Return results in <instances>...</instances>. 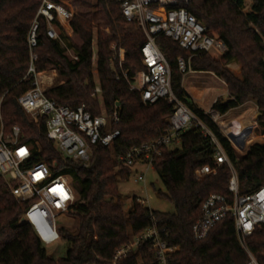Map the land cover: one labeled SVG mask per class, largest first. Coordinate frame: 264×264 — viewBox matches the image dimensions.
Listing matches in <instances>:
<instances>
[{
	"label": "trees",
	"instance_id": "1",
	"mask_svg": "<svg viewBox=\"0 0 264 264\" xmlns=\"http://www.w3.org/2000/svg\"><path fill=\"white\" fill-rule=\"evenodd\" d=\"M40 1L0 0V131L8 134L13 126H18L19 141L33 147L30 163L44 161L50 165L56 162L52 171L71 177L78 198L68 212L77 218L78 228L75 233L59 228L68 247L63 257L52 258L29 225L19 222L27 202H18L0 177V264L103 263L131 234L151 225L150 212L158 227L168 232L167 241L176 246L171 264H246V251L238 241L230 217L217 222L203 239H194L191 234V225L199 217L207 197L219 194L228 201L232 198L228 190L231 171L226 163L202 179L193 176L196 168L204 164L213 166L215 154L214 144L196 127L181 134L179 148H165L153 161V169L165 188L164 196L174 204L175 211L155 212L136 202V197L132 198L128 211L123 209L118 179L126 180L130 167L119 164L116 156L132 146L154 140L168 129L167 120L173 106L165 99L144 104L139 91L129 90L122 78L115 79L122 71L132 78L143 69L140 48L146 40L140 28L124 19L116 0H95V5L103 12L109 34L99 28L94 32L88 18L73 15L71 28L81 43L70 42L69 46L77 59H69L59 43L47 37L42 18L34 48L35 70L55 69L64 78L44 90L46 97L73 107L84 105L92 115L102 112L110 115L117 109L119 121L112 122L110 129H118L119 136L112 147L93 145L90 162L82 167L78 161L61 156L46 137L45 118L37 123L29 119L17 98L31 88L34 79L33 75L25 76L29 64L27 33ZM243 2L187 0L180 6L192 13L226 47L219 57L200 52L190 58L192 70L212 72L226 87L228 99L217 98L213 108L222 115L252 100L259 113L255 129L264 132V0H252L247 12L242 11ZM94 40L96 77L92 69ZM155 42L169 64L172 92L216 136L236 172L239 193H247L264 184V142L253 143L243 155H237L217 124L182 86L177 58L187 59L192 53L163 35H158ZM112 43L124 50L121 69L117 61H111ZM233 61L240 65L239 74L226 66ZM96 85L99 93L94 91ZM246 245L259 264H264V224L255 225ZM150 259L147 247L141 246L119 264H149Z\"/></svg>",
	"mask_w": 264,
	"mask_h": 264
},
{
	"label": "built area",
	"instance_id": "2",
	"mask_svg": "<svg viewBox=\"0 0 264 264\" xmlns=\"http://www.w3.org/2000/svg\"><path fill=\"white\" fill-rule=\"evenodd\" d=\"M116 1L119 3L124 19L140 28L146 40L140 48L143 69L136 72L132 78L122 71L121 76L115 75V79L122 78L128 84L129 90L139 91L144 104H153L159 99H165L173 106L172 113L167 120L169 128L154 140L132 146L124 153L117 155V162L126 167L144 163L147 165L146 170L153 168V161L162 154L165 148L180 145V137L184 131L191 127L198 128L202 135L208 137L214 144L215 154L213 166L204 164L193 171V176L196 179H202L221 164L226 163L231 171L228 190L232 198L228 201L225 196L219 194H211L207 197L201 206L199 217L191 225V234L194 239H203L217 222L230 217L233 220L238 241L246 251V264H259L248 249L246 239L256 224H264V184L247 193H239L236 172L216 136L172 92L170 67L157 46L155 38L158 35L166 36L182 49L192 53L187 59L182 56L177 58L182 81L188 74L198 72L190 67L192 55L200 52L221 55L226 50L225 44L211 35L206 26L185 7L180 6V3H185L187 0ZM250 3V0H244L243 12L249 10ZM74 14L75 12L65 0L40 1L27 33L29 64L25 76L33 75L34 79L31 88L22 93L17 101L32 122L37 123L41 118H45L46 137L54 143L61 156L78 161L82 167H87L93 145L112 147L118 138L119 130L110 129L112 122L119 121L117 109H114L110 115L104 112L92 115L84 105L73 107L58 103L45 96V89L38 77L41 72L35 70L37 55L34 48L37 45L40 18L44 20L47 37L57 41L62 49L70 52L67 39L73 35L70 23ZM110 50L112 51L111 61H117V66L121 69L124 59L123 48L112 43ZM71 56L77 59L74 53ZM94 91L100 92L98 85L95 86ZM215 100L210 103L204 113L217 124L220 133L227 138L233 149L241 152L244 144L242 148L234 145L228 134H241L250 128V132L242 136L245 143L247 135L252 133L254 126L252 123L243 127L235 126L234 123H221L219 120L224 114H219L213 108ZM19 135L18 126H13L8 134L0 131V177L6 181L7 190L18 202H27L19 222L28 224L44 247L50 246L61 240L58 221L77 200L76 193L66 175L55 174L52 171L56 162L50 165L44 161L29 162L33 147L31 144L21 143ZM135 180L145 182V172L137 173ZM136 202L145 206L146 200L136 197ZM150 215L151 225L131 234L127 241L114 251L110 259L103 263L90 262L88 264H119L141 246L147 247L151 258L149 264H171L176 246L167 241L168 232L158 227L152 212Z\"/></svg>",
	"mask_w": 264,
	"mask_h": 264
},
{
	"label": "rangeland",
	"instance_id": "3",
	"mask_svg": "<svg viewBox=\"0 0 264 264\" xmlns=\"http://www.w3.org/2000/svg\"><path fill=\"white\" fill-rule=\"evenodd\" d=\"M248 1V0H247ZM252 1V0H250ZM65 2L68 4L69 7L73 9L75 14L83 15L84 17L88 18L92 24H93V30L96 32V29L99 28L101 31H103L105 34H109V28L105 27V18L103 15V12L95 5V0H65ZM246 11V10H245ZM95 39V36H94ZM72 42L74 44L79 45L81 43L80 39L77 35L73 33L72 37H68L67 39V45L69 47L70 52H67L65 49L64 54L69 58L73 59L71 54L74 53V50L72 47L69 46V43ZM93 57H92V69H93V75L96 77V42L93 41ZM212 57H219L220 54L217 53H209ZM234 63L226 65L228 69L231 71L239 74L240 65L233 61ZM239 69V70H238ZM237 71V72H236ZM41 73H46L47 76H52V82L51 84H57L60 81H63V77L59 75L58 71L55 69L45 70ZM213 74V73H212ZM214 75V74H213ZM213 75H207L197 76L196 74H188L187 77L184 80L185 88L190 91L188 84V79L190 77H198L205 79V82L213 87V96L209 95V90H207V94L204 96V99H199V104L196 103L201 109L205 111L207 107L210 105V103L214 99H226L228 97V93L222 94L223 87H225L224 83L217 80ZM39 77V75H38ZM46 78L42 79L45 80ZM50 79V80H51ZM40 80V77H39ZM205 85V83H203ZM215 95L217 96L215 98ZM259 113L257 112L256 104L249 100L245 102V104H242V106L234 108L229 110L227 113L222 115L220 118V122L224 123H236L238 126L243 127L245 125H248L250 123L253 124V131L249 135H247L246 142L244 143V147L242 151H236L237 155H243L248 147L253 143H263L264 142V132L255 129L256 127V119L258 118ZM180 145H171L169 146L170 150H174L179 148ZM147 168V165L144 163H136L133 166L130 167V174L129 177L126 180H119L118 179V189L120 193V200L123 206V209L125 211H128L132 204V198L138 197L145 199V206L149 208L150 210H153L155 212L159 213H173L175 211L174 204L170 202L165 196V188L160 181L156 171L153 168ZM146 170V171H145ZM145 172V182L142 181H136L135 178L137 176V173ZM68 182L71 184L74 192L76 193V197L78 198V193L75 189V187L72 184V179L70 176H67ZM158 185L160 187V191L156 190L155 186ZM59 228H63L71 233H75L78 228V220L77 218L67 212L61 217V220L58 221ZM61 234V232H60ZM68 243L63 239L61 235V240L53 245L46 246V253L51 256L54 259L61 258L65 255V252L67 250Z\"/></svg>",
	"mask_w": 264,
	"mask_h": 264
},
{
	"label": "crops",
	"instance_id": "4",
	"mask_svg": "<svg viewBox=\"0 0 264 264\" xmlns=\"http://www.w3.org/2000/svg\"><path fill=\"white\" fill-rule=\"evenodd\" d=\"M232 63H234V62H232ZM232 63H229V64H232ZM229 64H228V66H229ZM234 64H236V63H234ZM237 65V64H236ZM238 66V65H237ZM239 70V69H238ZM237 72V71H236ZM191 74H196L197 76H199V75H202V76H207L208 74L209 75H213L212 74V72H207V71H198V72H195V73H191ZM217 80H219V81H221L222 83H223V81L221 80V79H219L217 76H215V75H213ZM187 77V76H186ZM185 77V78H186ZM185 78H184V80H185ZM184 80L182 81V86H183V88L185 89V91L190 95V97L193 99V101L195 102V103H198L199 104V99H197L196 97H195V94H194V91L195 90H199V91H201V100H203L204 99V96L207 94V90H209V95L210 96H213L214 95V93L212 92L213 91V87L212 86H210V85H208L206 82H205V79H203V78H198V77H190L189 79H188V84H187V86L189 87V89H190V91H188L186 88H185V84H184ZM40 81V83H41V85H42V87L44 88V89H46V88H48V87H51V86H53L52 84H51V82H52V79L50 80L49 79V77H47L45 80H39ZM60 82H62V81H60ZM203 83H205V85H203ZM223 91L222 92H224V93H222V94H226V92H227V90H226V87H223V89H222ZM217 96L215 95V98H216ZM228 99V97L226 98V99H224V101L225 100H227ZM213 100H215L214 98H213ZM245 104V103H244ZM240 106H242V105H240ZM240 106H237V107H240ZM237 107H234V108H237ZM234 108H231V109H234ZM231 109H229V110H231ZM228 110V111H229ZM227 111V112H228ZM226 112V113H227Z\"/></svg>",
	"mask_w": 264,
	"mask_h": 264
},
{
	"label": "water",
	"instance_id": "5",
	"mask_svg": "<svg viewBox=\"0 0 264 264\" xmlns=\"http://www.w3.org/2000/svg\"><path fill=\"white\" fill-rule=\"evenodd\" d=\"M250 128H247L243 133L241 134H233L229 133L228 137L232 141V143L236 146H240L242 148L244 141L242 140V136L250 132ZM156 190L160 189L158 185L155 186Z\"/></svg>",
	"mask_w": 264,
	"mask_h": 264
},
{
	"label": "bare ground",
	"instance_id": "6",
	"mask_svg": "<svg viewBox=\"0 0 264 264\" xmlns=\"http://www.w3.org/2000/svg\"><path fill=\"white\" fill-rule=\"evenodd\" d=\"M52 76H54V75H49V76H47V74H45V75H43V76H39L40 77V79L42 80V79H44V78H47V77H49V79H51L52 78ZM194 94H195V97L197 98V99H200L201 98V91H199V90H195L194 91ZM235 126H238V124H234ZM232 126V125H231ZM238 127H240V126H238ZM237 127V128H238Z\"/></svg>",
	"mask_w": 264,
	"mask_h": 264
}]
</instances>
